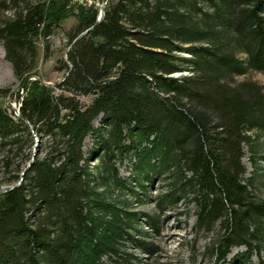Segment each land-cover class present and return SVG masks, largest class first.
I'll return each mask as SVG.
<instances>
[{
	"label": "trees",
	"instance_id": "1",
	"mask_svg": "<svg viewBox=\"0 0 264 264\" xmlns=\"http://www.w3.org/2000/svg\"><path fill=\"white\" fill-rule=\"evenodd\" d=\"M57 5L0 0V40L18 77L33 73L41 40L49 57L64 17ZM96 14L88 8L68 30L72 67L61 91L35 86L16 117L0 102L7 184L20 176L14 157L33 143L32 129L49 145L0 193V264H139L130 242L156 245L134 232L148 233L142 221L157 230L161 212L185 200L196 204L197 230L214 234V264H226L234 245L248 248L227 264H253L264 246V86L239 76L264 72V0H109L74 41ZM59 68H70L64 57ZM118 162H128L129 176ZM158 176L157 211L131 209L128 195L142 200L136 184Z\"/></svg>",
	"mask_w": 264,
	"mask_h": 264
},
{
	"label": "rangeland",
	"instance_id": "2",
	"mask_svg": "<svg viewBox=\"0 0 264 264\" xmlns=\"http://www.w3.org/2000/svg\"><path fill=\"white\" fill-rule=\"evenodd\" d=\"M58 5L63 7V19L62 26L56 29L55 33L51 36V47L49 57L45 55L44 42L41 40L40 45V57L37 62V66L32 74H29L23 78L16 75L13 65L6 57V51L3 41L0 40V87L10 89L9 95L0 96V102L4 107L14 116H17L18 108L22 105L24 96L28 95L34 87L45 86L52 89L53 92L61 91L57 82L62 79L66 73V69H60V59L64 57L69 63L68 50L71 47L70 39L68 36V30L77 25L80 18L86 13L88 8L92 7L96 9V20L99 14V7L103 0H57ZM107 1L106 5L108 4ZM95 20V22H96ZM94 25V24H93ZM93 25L87 27L92 28ZM86 28V29H87ZM90 28V29H91ZM85 30V29H84ZM83 30V31H84ZM82 32V31H81ZM80 32V33H81ZM88 33V32H86ZM85 33V34H86ZM67 57V58H66ZM71 62V61H70ZM177 73L176 75H179ZM27 77H29L27 79ZM66 77V76H65ZM251 78L256 80L264 86V72L258 70H250L247 74L239 76V79ZM81 99L84 102H89L91 96L82 95ZM100 116L94 120V125L99 124ZM34 135L33 143L26 145V143L20 149L16 150L17 154L14 157V163L22 166L20 171V177L30 168L28 165L35 158L42 157L48 149V136L38 134L32 129ZM93 145V138L88 135L85 140V149L88 150ZM245 154L242 161L244 162L247 172L246 176L252 174L255 170L253 164L252 154L248 147H245ZM264 142H262V149L258 158L259 163V179L257 183V193L264 198ZM95 162V161H92ZM128 162L121 164L118 162V166L123 175L129 176L130 168L127 166ZM32 165V164H31ZM28 168V169H27ZM7 171L4 168H0V193L5 191L11 185L7 184ZM22 179V181H23ZM17 180V181H18ZM17 181L15 183H17ZM14 183V184H15ZM146 187L136 184L137 189H140L139 195L142 200H137V197L127 198L131 199V209H139L144 212L157 211L155 208V202L153 198H150V194L153 196L158 192H161L165 188V181L161 177H156L153 182L148 179L144 180ZM149 195V196H147ZM161 221L159 222V228L154 229L142 221L144 227L148 233L134 232V236L138 239L151 242L156 245V249L150 252L136 244V242H130L129 250L140 259L135 258V262L139 264H214L216 262V256L213 255L212 250L208 247L214 240V234L206 230H197L196 221V204L192 201H182V204L177 208H172L161 212ZM139 225V223L137 224ZM217 233L215 234V236ZM217 240V239H216ZM215 240V241H216ZM248 247L246 245H234L231 247L227 254L226 261L234 260L237 254L241 251H245ZM260 259H264V246L261 252H253L252 262L253 264H259ZM226 262V264H227ZM239 264V261H235Z\"/></svg>",
	"mask_w": 264,
	"mask_h": 264
},
{
	"label": "water",
	"instance_id": "3",
	"mask_svg": "<svg viewBox=\"0 0 264 264\" xmlns=\"http://www.w3.org/2000/svg\"><path fill=\"white\" fill-rule=\"evenodd\" d=\"M107 1L108 0H103L102 1V3L100 4V7H99V14H98V18H97V20H96V22L94 23V25L93 26H95L96 24H98L102 19H103V17H104V14H105V6H106V3H107ZM91 28V27H90ZM90 28H87V29H85L84 31H82L75 39H74V41L75 40H77L78 38H80L81 36H83L86 32H88L89 30H90ZM67 58V57H66ZM69 65H70V69H71V67H72V63L69 61ZM69 73V71L68 72H66V75ZM65 75V76H66ZM65 76L62 78V79H60L58 82H57V84L61 81V80H63L64 78H65ZM29 77H27V79H28ZM17 114L18 115H20L21 113H20V108H18V112H17ZM31 164H32V161L30 162V164L28 165V168L31 166ZM27 168V169H28ZM22 179H23V175L20 177V179L17 181V183H15V184H12L9 188H7V189H5V191L6 190H8V189H10V188H13L14 186H16V185H19L21 182H22Z\"/></svg>",
	"mask_w": 264,
	"mask_h": 264
},
{
	"label": "bare ground",
	"instance_id": "4",
	"mask_svg": "<svg viewBox=\"0 0 264 264\" xmlns=\"http://www.w3.org/2000/svg\"><path fill=\"white\" fill-rule=\"evenodd\" d=\"M18 115V114H17Z\"/></svg>",
	"mask_w": 264,
	"mask_h": 264
}]
</instances>
